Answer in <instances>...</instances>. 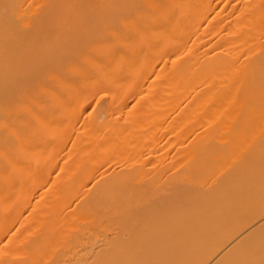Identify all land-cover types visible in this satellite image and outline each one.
<instances>
[{
    "label": "bare ground",
    "instance_id": "6f19581e",
    "mask_svg": "<svg viewBox=\"0 0 264 264\" xmlns=\"http://www.w3.org/2000/svg\"><path fill=\"white\" fill-rule=\"evenodd\" d=\"M0 264H264V0H0Z\"/></svg>",
    "mask_w": 264,
    "mask_h": 264
},
{
    "label": "rangeland",
    "instance_id": "374dc122",
    "mask_svg": "<svg viewBox=\"0 0 264 264\" xmlns=\"http://www.w3.org/2000/svg\"><path fill=\"white\" fill-rule=\"evenodd\" d=\"M250 193H251V192H250ZM250 193H249V194H250ZM249 194H245L246 196L244 195L243 198L241 197L242 199H244V200L241 199L242 202H244V203H245V202H248V203H249V202H251V199H253V200L258 199V200H259V198H260V197L257 198L260 194L257 195V194L254 193V192H253V196H252V195H249ZM254 194H255V197H254ZM256 196H257V197H256ZM260 196H261V195H260ZM246 197H248V198H246ZM249 197H250L251 199H250ZM245 199H246L247 201H245ZM248 199H249V200H248ZM260 199H261V198H260ZM259 201H261V200H259Z\"/></svg>",
    "mask_w": 264,
    "mask_h": 264
}]
</instances>
